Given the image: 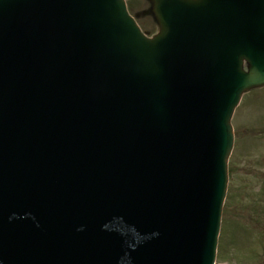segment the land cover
Here are the masks:
<instances>
[{"label":"water","instance_id":"water-1","mask_svg":"<svg viewBox=\"0 0 264 264\" xmlns=\"http://www.w3.org/2000/svg\"><path fill=\"white\" fill-rule=\"evenodd\" d=\"M150 1L0 0V264H213L264 0Z\"/></svg>","mask_w":264,"mask_h":264},{"label":"rangeland","instance_id":"rangeland-1","mask_svg":"<svg viewBox=\"0 0 264 264\" xmlns=\"http://www.w3.org/2000/svg\"><path fill=\"white\" fill-rule=\"evenodd\" d=\"M149 35L157 26L147 0H126ZM231 125L234 142L214 264H264V86L242 95Z\"/></svg>","mask_w":264,"mask_h":264}]
</instances>
